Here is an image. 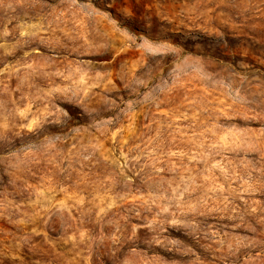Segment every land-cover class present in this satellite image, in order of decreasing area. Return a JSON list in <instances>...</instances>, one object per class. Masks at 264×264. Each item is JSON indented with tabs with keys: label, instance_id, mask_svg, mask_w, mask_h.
I'll return each instance as SVG.
<instances>
[{
	"label": "rangeland",
	"instance_id": "1",
	"mask_svg": "<svg viewBox=\"0 0 264 264\" xmlns=\"http://www.w3.org/2000/svg\"><path fill=\"white\" fill-rule=\"evenodd\" d=\"M0 264H264V0H0Z\"/></svg>",
	"mask_w": 264,
	"mask_h": 264
}]
</instances>
